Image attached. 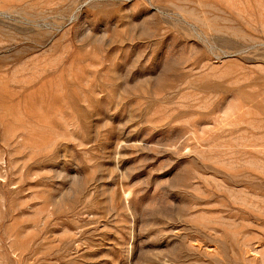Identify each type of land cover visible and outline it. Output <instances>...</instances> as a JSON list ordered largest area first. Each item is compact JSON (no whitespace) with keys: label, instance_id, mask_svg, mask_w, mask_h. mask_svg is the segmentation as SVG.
Here are the masks:
<instances>
[{"label":"rangeland","instance_id":"obj_1","mask_svg":"<svg viewBox=\"0 0 264 264\" xmlns=\"http://www.w3.org/2000/svg\"><path fill=\"white\" fill-rule=\"evenodd\" d=\"M0 264H264V0H0Z\"/></svg>","mask_w":264,"mask_h":264}]
</instances>
